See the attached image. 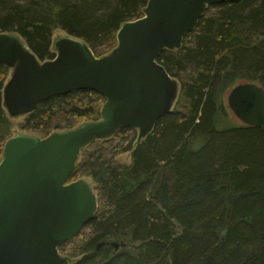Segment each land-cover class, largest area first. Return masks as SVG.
I'll return each mask as SVG.
<instances>
[{
	"label": "trees",
	"instance_id": "obj_1",
	"mask_svg": "<svg viewBox=\"0 0 264 264\" xmlns=\"http://www.w3.org/2000/svg\"><path fill=\"white\" fill-rule=\"evenodd\" d=\"M148 1L0 0V33L19 34L45 61L56 56L53 33L62 29L101 57L117 46L123 23L144 16ZM158 61L180 82L173 109L140 142L124 127L82 148L68 182L91 178L99 206L83 226L93 240L70 257L84 255L62 264H264V129L243 122L218 127L229 87H264V0L209 4L182 47L164 50ZM10 71L0 66V162L13 136L3 103ZM105 100L92 89L55 95L20 129L46 137L99 120ZM128 151L131 162H121L117 156ZM113 239L137 244L98 249Z\"/></svg>",
	"mask_w": 264,
	"mask_h": 264
},
{
	"label": "water",
	"instance_id": "obj_2",
	"mask_svg": "<svg viewBox=\"0 0 264 264\" xmlns=\"http://www.w3.org/2000/svg\"><path fill=\"white\" fill-rule=\"evenodd\" d=\"M227 0H149L144 16L123 23L117 46L101 57L81 38L56 42L57 55L41 61L20 35L0 33V66L13 69L4 87L11 116L29 114L41 101L74 89L100 92L102 118L45 138H10L0 162V264H62L59 246L75 237L98 210L92 185L68 182L80 151L124 127L146 137L172 111L180 84L158 61L166 49L182 47L209 4ZM234 1V0H230ZM228 103L245 124L264 129V87L243 82Z\"/></svg>",
	"mask_w": 264,
	"mask_h": 264
},
{
	"label": "rangeland",
	"instance_id": "obj_3",
	"mask_svg": "<svg viewBox=\"0 0 264 264\" xmlns=\"http://www.w3.org/2000/svg\"><path fill=\"white\" fill-rule=\"evenodd\" d=\"M207 8H208V6H207ZM13 34H16V35H19V34H17V33H13ZM66 36H72V35H70L67 31H65V30H62V29H56L55 31H54V33H53V44H52V50L55 52V54L57 55V48H56V42L60 39V38H62V37H66ZM73 37H75V36H73ZM78 38V37H77ZM24 40V39H23ZM110 53V52H109ZM109 53H107V54H109ZM106 55V54H105ZM11 71H10V74H9V77L11 76V74H12V72H13V69H10ZM9 79V78H8ZM8 79H7V81H8ZM177 79V78H176ZM178 80V79H177ZM7 81H6V83H7ZM179 81V80H178ZM243 82H245V81H243ZM5 83V84H6ZM256 83H258V84H260L259 82H256ZM179 84H180V82H179ZM240 84V83H239ZM235 85H237V84H235ZM261 85V84H260ZM5 87V86H4ZM234 86H231V87H229L226 91H225V93H224V95H223V99H224V104H225V111H223V112H226L225 114L226 115H223V113H221L220 114V117H219V119H220V124H219V126L218 127H224V126H228V125H241L242 124V121L235 115V113L232 111V109L230 108V106H229V103H228V96H229V93H230V91L232 90V88H233ZM179 91H180V88H179ZM179 95V94H178ZM3 98H4V90H3ZM177 100V99H176ZM176 102V101H175ZM3 103H4V100H3ZM6 109V108H5ZM6 111H7V113H8V115L11 117V120H12V122H13V129H12V134H13V136H15V135H18V134H33V133H28V132H25V131H22L21 129H20V124L24 121V119H25V117H26V115L27 114H22V115H19V116H11L10 115V113L8 112V110L6 109ZM90 121H94V120H87V121H85V122H80V123H78V124H75V125H73L74 127L73 128H77V127H79V126H81V125H83V124H85V123H88V122H90ZM95 121H97V120H95ZM133 129H129L128 131H127V133L130 135L129 136V138L131 137V136H133V135H135V131L137 132V135L139 136V132H140V129L139 128H136V127H132ZM65 130H69V129H61V130H57V131H65ZM54 132H56V131H54ZM54 132H52V133H54ZM51 133V134H52ZM33 135H36V134H33ZM50 135V134H49ZM48 135V136H49ZM13 136H11L10 138H12ZM37 136H39V135H37ZM39 137H41V136H39ZM47 137V136H46ZM9 138V139H10ZM41 138H45V137H41ZM145 138V137H144ZM143 138V139H144ZM8 139V140H9ZM139 141V140H138ZM141 141V140H140ZM139 141V142H140ZM7 143V142H6ZM90 144V143H89ZM88 144V145H89ZM6 145V144H5ZM88 145H86V146H88ZM197 145V144H196ZM85 146V147H86ZM85 147H83V148H85ZM86 148H88V147H86ZM82 150V149H81ZM132 152L133 151H128V152H125V153H122V154H119L118 156H117V158L121 161V162H123V163H130L131 162V159H132ZM84 157V153H82L81 151H80V154H79V159H78V162L81 160V158H83ZM77 162V163H78ZM82 179V178H81ZM84 179H86V178H84ZM91 185H92V187L94 188V182L91 180V178H87L86 179ZM95 191V190H94ZM97 195V194H96ZM97 199H98V197H97ZM98 206H99V203H98ZM81 233V234H80ZM79 234V236H78V238L76 239V240H74V241H72V244H69L68 245V249L67 250H60V252H61V254L63 255V256H69L70 257V255H71V252H72V249L73 250H75L76 249V251L78 250V249H81L83 246H84V244L86 245L87 243H89V242H91L92 240H93V234H94V232H93V230L89 227V226H85V227H83V229H82V231L80 232ZM110 242V245H112V243L114 242V243H121V242H123L124 243V245L122 246V245H119V247H116V246H114V249L113 250H115V252H120L121 250H125V249H130L132 246H131V244H133V245H135V244H137V242H135V244L134 243H132L131 242V244L129 243V242H127L125 239H123V240H121V241H119V240H110L109 241ZM103 244V243H102ZM99 245V244H98ZM84 254L82 253V254H80L79 256L80 257H74V258H71L70 257V259H72V260H78V259H80L82 256H83ZM69 261V260H68Z\"/></svg>",
	"mask_w": 264,
	"mask_h": 264
},
{
	"label": "flooded vegetation",
	"instance_id": "obj_4",
	"mask_svg": "<svg viewBox=\"0 0 264 264\" xmlns=\"http://www.w3.org/2000/svg\"><path fill=\"white\" fill-rule=\"evenodd\" d=\"M106 101V100H105ZM105 103V102H104ZM104 105V104H103ZM102 109H103V107H102ZM71 129H73V128H71ZM70 130V129H69ZM103 243V244H102ZM102 243H99V245H98V249H100L101 247H103V245L104 244H107V243H110L109 241H104V242H102ZM119 245H124V243L123 242H121V243H112V246H116V247H119Z\"/></svg>",
	"mask_w": 264,
	"mask_h": 264
}]
</instances>
